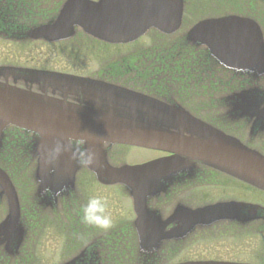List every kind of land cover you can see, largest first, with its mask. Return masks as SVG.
<instances>
[{"label":"flooded vegetation","instance_id":"flooded-vegetation-1","mask_svg":"<svg viewBox=\"0 0 264 264\" xmlns=\"http://www.w3.org/2000/svg\"><path fill=\"white\" fill-rule=\"evenodd\" d=\"M8 1L0 0V40L1 44L19 43V60L8 58L0 61L1 84L32 92L56 103L84 107L89 106L88 101L78 95L87 94L83 92L85 81L124 87L181 109L187 117L199 119L264 154V115L261 114L264 106L235 103L238 95L264 91V74L227 67L208 55L204 45L183 40L193 23H187L192 12L200 20L232 14L249 17L259 24L264 37V0H183L182 25L177 32L164 34L153 31L152 37L144 44L123 53L122 47L132 46L143 37L132 43L113 44L75 26L73 33L63 39L33 38L28 36L29 32L54 23L65 0H21L20 8L28 7L32 15L25 12V15L18 16L17 22L11 19L14 15L8 8L13 4ZM26 43H42L55 48V54L68 56L64 57L66 65L61 67L55 59H46L51 57V51L43 56L28 55ZM5 54L3 48L1 58ZM116 146L119 145L107 149V161L111 165H120L113 163V148ZM146 150L151 152L149 157L129 164L174 160L175 157L167 151ZM180 158L185 159L184 156ZM22 163L25 164L24 161ZM171 166L174 168L160 173L164 177L151 180L153 193L147 197V209L165 221V232L172 235L162 243L163 262H178L174 260L178 246L185 249L186 241H195L193 246L207 245L210 253L189 260L264 264V255L258 260L242 259L238 251L250 246L248 239L251 234L264 237V192L199 161L185 159L183 163L176 162ZM34 184L35 192V181ZM95 186L117 187L126 192L130 200L126 216H117L113 224L120 226L119 238L135 236L134 227L126 228L133 226L136 218L131 196L121 185L99 183L87 167L81 166L68 189L41 197L35 206L28 204L31 201L26 198L21 200L22 243L16 250L8 249V235L0 233V264L41 263L36 250L41 231L47 224L56 226L57 230L62 226L59 231L68 242L96 238L104 230L87 225L81 219L83 206L91 196L97 195ZM100 196L106 203V198L111 199L106 194ZM108 203L107 210L111 215L117 208ZM177 211V217H173ZM193 211L198 212V217H191ZM6 213L7 200L0 195V222ZM185 224H192L191 229L177 234L176 229ZM216 241L223 244L216 245ZM228 254H234L236 258L228 257Z\"/></svg>","mask_w":264,"mask_h":264},{"label":"water","instance_id":"water-1","mask_svg":"<svg viewBox=\"0 0 264 264\" xmlns=\"http://www.w3.org/2000/svg\"><path fill=\"white\" fill-rule=\"evenodd\" d=\"M182 11L183 0H66L54 23L31 30L29 36L59 40L69 37L77 25L101 40L127 43L150 29L173 33L181 24ZM186 39L206 45L208 52L227 67L264 73L263 37L253 20L239 16L205 19L187 32ZM83 88L87 94L78 96L88 101L87 107L51 100L45 103L32 93L0 84V150L7 127L32 134L33 153L38 156L39 193L54 194L71 187L79 165L68 152L54 164H47V150L58 140L66 143L69 138L85 137L87 146L97 153L96 163L88 168L103 184H123L133 198L140 248L138 264H160L155 251L164 238L172 237L164 231L165 224L157 223V217L146 206L147 197L153 193L151 180L163 176L156 171L169 165L165 160H157L112 167L106 160L105 142L185 154L264 191V155L237 139L187 117L181 109L129 89L97 81H86ZM235 103L264 105V94L238 95ZM261 114L264 115V110ZM0 189L9 208L0 232L9 231V246L17 249L21 241L19 200L13 183L1 168ZM190 214L192 218L199 215ZM191 227L192 224L181 225L176 233H186ZM13 234H17L15 238ZM95 258V253L84 249L64 264H94Z\"/></svg>","mask_w":264,"mask_h":264},{"label":"rangeland","instance_id":"rangeland-1","mask_svg":"<svg viewBox=\"0 0 264 264\" xmlns=\"http://www.w3.org/2000/svg\"><path fill=\"white\" fill-rule=\"evenodd\" d=\"M190 15L191 17L187 18V23L189 22V24H191L192 22H194L196 19L199 18L198 15L194 16L195 14L193 12ZM152 33L154 32L153 31L149 32L148 34H146L145 37L141 38L139 41H137L136 44L132 46H129L126 48L122 47L121 48L122 53L124 51H130L131 49L142 45V43L144 44L145 41L148 40V38H150L151 35H153ZM1 42L2 41L0 40V55L3 52V48H5L6 54L2 58L0 56V61L2 59L6 60L8 58L10 60L18 61L19 60V43H16V44L9 43L8 44L4 42V44H1ZM21 46H24V44L21 43ZM54 49L55 48L49 45L42 44V43H26V52H29L28 55L36 54L38 56H43V55H46L49 51H51V57L46 58V59H55V61H57L58 63L57 65L61 67L65 66L66 62H65L64 57H68V56L65 54H61V55L55 54ZM25 59H26V56H25ZM113 151H114V157H115V161L113 162L114 164H123V163L129 164V163L140 161L143 158H147L151 155V152H149L148 150L140 148V147H134V146H125V147L116 146L113 148ZM234 185L237 186V183H234ZM250 187H253V186H250ZM237 189L239 188L237 187ZM122 192L123 191H120L119 188L117 187H112V188H100L96 186L94 187L95 194L97 195L106 194L108 197H111V199L106 198V200L109 202V203L107 202L108 204L117 208L116 210H114V212L111 213V215L114 216L112 220H114L115 222L117 220V216L118 217L121 216L123 218L126 216L127 203L130 205V200L127 198L126 192L125 193L123 192L124 194ZM247 193L249 194V192ZM262 198L264 200V196H262ZM118 206H120L119 209H118ZM117 226H118L117 223H115L113 224L111 229L107 231H111L113 229L114 231L118 230L120 226L119 227ZM248 241L250 242V246L246 248L238 247L239 248L238 251L241 253L239 258H242V259L248 258L251 260L252 259L258 260L261 257L263 258L264 245H262V241L264 242V237H262L261 234L259 235L251 234L249 236ZM38 243H39V246L36 250V254L40 256L38 261H41V263L38 262L37 264H42V263L43 264H63V262L66 261V259L69 258L71 254H73V250L71 249L72 247H69L70 248L69 250L68 246H66L67 239H65V236H63L62 233L59 230H57L56 226L54 225L51 226L47 224L46 226H44L43 231L41 232V235L39 236ZM194 243L195 241H186L185 249H183V247L178 246V248L174 251L175 253L174 260H177V261L179 260L178 262H180V261L189 260L192 258H196L197 256L199 257L201 255H206L210 253L209 246L204 245V244H197L193 246ZM215 244L221 245L223 244V242L216 241ZM234 248L235 247H233L232 250ZM228 257L236 258L234 254H228ZM132 258H130L129 255L127 254L123 258L124 260L118 264H131Z\"/></svg>","mask_w":264,"mask_h":264},{"label":"clouds","instance_id":"clouds-1","mask_svg":"<svg viewBox=\"0 0 264 264\" xmlns=\"http://www.w3.org/2000/svg\"><path fill=\"white\" fill-rule=\"evenodd\" d=\"M99 104V99L96 100ZM88 141L85 137L69 138L65 143L61 140L56 141L54 147L47 150L46 163L54 164L60 156L68 152L71 159L82 167H89L96 163L97 153L95 149L87 146ZM107 146L105 142V147ZM82 222L94 226L100 230L107 231L113 226V220L107 210V203L100 195L91 196L83 206Z\"/></svg>","mask_w":264,"mask_h":264},{"label":"trees","instance_id":"trees-1","mask_svg":"<svg viewBox=\"0 0 264 264\" xmlns=\"http://www.w3.org/2000/svg\"><path fill=\"white\" fill-rule=\"evenodd\" d=\"M18 149H17V147H6L4 150H3V154H5V155H7V156H9V155H12V154H16V158H17V160L15 161V162H18ZM6 158V157H5ZM2 159H4V157H2ZM9 163H11V162H9ZM10 165V164H9ZM25 176L26 177H28L29 175H28V172H26V174H25ZM15 181H19L20 179H22V177L21 176H18V174H14V178H13ZM112 252V250L110 249V248H108V247H104L103 249H102V254H103V256H105V257H108V255L106 254V253H111Z\"/></svg>","mask_w":264,"mask_h":264}]
</instances>
